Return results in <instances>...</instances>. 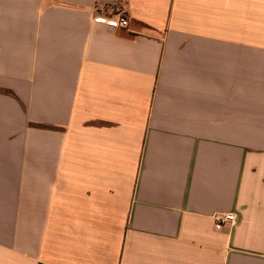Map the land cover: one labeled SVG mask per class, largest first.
Segmentation results:
<instances>
[{"label":"crops","instance_id":"1","mask_svg":"<svg viewBox=\"0 0 264 264\" xmlns=\"http://www.w3.org/2000/svg\"><path fill=\"white\" fill-rule=\"evenodd\" d=\"M0 264H264V0H0Z\"/></svg>","mask_w":264,"mask_h":264},{"label":"built area","instance_id":"2","mask_svg":"<svg viewBox=\"0 0 264 264\" xmlns=\"http://www.w3.org/2000/svg\"><path fill=\"white\" fill-rule=\"evenodd\" d=\"M123 6H116L115 9H107L102 15L96 16L94 21L106 24L117 30H128L130 18ZM237 216L233 213H219L214 216L215 227L221 230L225 226H233L237 222Z\"/></svg>","mask_w":264,"mask_h":264}]
</instances>
